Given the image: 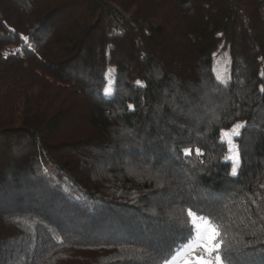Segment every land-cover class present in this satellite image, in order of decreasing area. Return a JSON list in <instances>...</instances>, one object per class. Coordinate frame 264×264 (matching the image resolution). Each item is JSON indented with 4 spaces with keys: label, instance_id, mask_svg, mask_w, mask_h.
I'll use <instances>...</instances> for the list:
<instances>
[{
    "label": "trees",
    "instance_id": "trees-1",
    "mask_svg": "<svg viewBox=\"0 0 264 264\" xmlns=\"http://www.w3.org/2000/svg\"><path fill=\"white\" fill-rule=\"evenodd\" d=\"M261 89L264 0H0V264H264Z\"/></svg>",
    "mask_w": 264,
    "mask_h": 264
},
{
    "label": "snow or ice",
    "instance_id": "snow-or-ice-1",
    "mask_svg": "<svg viewBox=\"0 0 264 264\" xmlns=\"http://www.w3.org/2000/svg\"><path fill=\"white\" fill-rule=\"evenodd\" d=\"M26 39V38H25ZM140 83L139 81L137 82ZM261 91H264V89H261ZM243 125H236V128H242ZM236 135L239 136L240 132L237 131ZM198 155H202V153L199 152V149L196 150ZM184 153L186 155H191V149H184ZM230 160H232L231 157H229ZM241 161L239 159V153L237 151V158L235 160H232V167H231V175L237 176L238 174V168ZM162 186V185H161ZM189 215H192L191 209H189ZM218 236V233L215 231H212L210 234L202 235L201 239L204 241L203 246L206 249L207 257H195L193 260H186L185 264H224L223 258L219 254L220 246L223 243V241L216 239ZM163 264H173L172 261H170L167 256H165L163 260Z\"/></svg>",
    "mask_w": 264,
    "mask_h": 264
},
{
    "label": "rangeland",
    "instance_id": "rangeland-1",
    "mask_svg": "<svg viewBox=\"0 0 264 264\" xmlns=\"http://www.w3.org/2000/svg\"><path fill=\"white\" fill-rule=\"evenodd\" d=\"M197 229L194 240L189 242L184 248H182L176 255L170 260L173 264H185L186 260H193L195 257H207V252L203 246L204 241L201 239L202 235L210 234L213 229L210 225L201 219H197L195 222Z\"/></svg>",
    "mask_w": 264,
    "mask_h": 264
}]
</instances>
